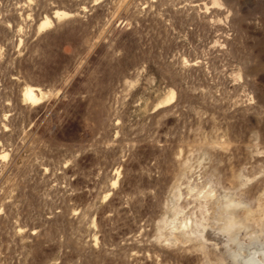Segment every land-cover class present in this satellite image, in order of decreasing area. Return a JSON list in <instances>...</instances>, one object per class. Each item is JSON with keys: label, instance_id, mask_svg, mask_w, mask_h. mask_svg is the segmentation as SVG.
Wrapping results in <instances>:
<instances>
[{"label": "rangeland", "instance_id": "obj_1", "mask_svg": "<svg viewBox=\"0 0 264 264\" xmlns=\"http://www.w3.org/2000/svg\"><path fill=\"white\" fill-rule=\"evenodd\" d=\"M253 262L264 0H0V264Z\"/></svg>", "mask_w": 264, "mask_h": 264}, {"label": "bare ground", "instance_id": "obj_2", "mask_svg": "<svg viewBox=\"0 0 264 264\" xmlns=\"http://www.w3.org/2000/svg\"><path fill=\"white\" fill-rule=\"evenodd\" d=\"M50 21L45 22V24H49ZM24 97L27 101L30 102H37L39 100L38 95L35 93V89L33 87H27L24 91ZM251 264H259L258 262H253Z\"/></svg>", "mask_w": 264, "mask_h": 264}]
</instances>
